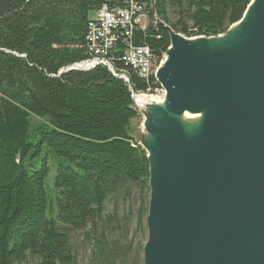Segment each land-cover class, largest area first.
Returning a JSON list of instances; mask_svg holds the SVG:
<instances>
[{
  "label": "trees",
  "instance_id": "1",
  "mask_svg": "<svg viewBox=\"0 0 264 264\" xmlns=\"http://www.w3.org/2000/svg\"><path fill=\"white\" fill-rule=\"evenodd\" d=\"M251 0H152L157 26L135 32L159 63L169 47L167 29L185 38H213L242 18ZM107 0H0V264H76L71 234L93 241L92 264H143V246L132 249L106 214L110 197H138L136 225L147 213L149 169L145 151L129 134L137 117L131 92L153 94L124 63L128 86L106 68L72 70L89 58L88 23ZM24 56V58L16 57ZM151 88V90H148ZM44 121L27 141L29 116ZM68 165L53 180L57 215L46 217L43 181L48 167L31 160L42 147ZM147 215V214H146Z\"/></svg>",
  "mask_w": 264,
  "mask_h": 264
},
{
  "label": "water",
  "instance_id": "2",
  "mask_svg": "<svg viewBox=\"0 0 264 264\" xmlns=\"http://www.w3.org/2000/svg\"><path fill=\"white\" fill-rule=\"evenodd\" d=\"M167 34L162 105L132 98L149 169L142 262L264 264V0L223 41ZM183 114L202 115L196 131Z\"/></svg>",
  "mask_w": 264,
  "mask_h": 264
},
{
  "label": "built area",
  "instance_id": "3",
  "mask_svg": "<svg viewBox=\"0 0 264 264\" xmlns=\"http://www.w3.org/2000/svg\"><path fill=\"white\" fill-rule=\"evenodd\" d=\"M114 6L104 4L94 14L88 23L86 33V48L89 58L80 63L82 70H90L96 66L106 68L113 76L121 79L129 86L128 74L116 70L113 58L119 54V61L129 66L133 73L147 84L150 82V72L157 69L155 57L147 46H136L133 43L135 32L143 31L148 26L155 28L157 19L149 12L148 0H107ZM148 90H151L149 88ZM163 93L154 89V93ZM137 94L131 92V98Z\"/></svg>",
  "mask_w": 264,
  "mask_h": 264
},
{
  "label": "rangeland",
  "instance_id": "4",
  "mask_svg": "<svg viewBox=\"0 0 264 264\" xmlns=\"http://www.w3.org/2000/svg\"><path fill=\"white\" fill-rule=\"evenodd\" d=\"M153 10V8H152ZM95 13L90 14V18H94ZM165 58V54L162 56L159 63H156L155 66L158 67ZM164 94V93H163ZM163 94L154 93V94H143L137 93V96L144 95V100H147L149 95L162 99ZM136 110V109H135ZM137 111V117L133 119L129 124V134L134 139V141L141 143L144 139V130H143V115L140 111ZM30 129L28 131L27 141L30 143H36L38 140L37 135L34 133V130L44 125V121L38 119L37 117L30 115L29 116ZM46 162V165L49 169L47 177L44 179V189L47 198V210L46 217L48 219L54 218L57 215V207H56V197L58 196V191L53 186V180L56 174V169L59 165H68V161L57 157L51 151H49L46 147H42L39 155L31 160V163L35 167H40L43 163ZM149 198V197H148ZM148 199L144 200V206L147 207ZM139 207L138 197L136 195H132L128 198L127 201H123L118 196L110 197L107 200L105 211L106 214L110 215L112 213L117 214L118 217L125 218L124 222L114 228L116 232L114 233L115 238H123L122 242L127 245L129 242L132 244V249H137V247L143 246L147 240V230L145 226L146 214L143 216V222L141 227H137L136 225V213ZM71 241L73 244L74 253L76 256V264H92L93 256L96 253L94 248L93 241H86L83 238L82 233L71 234Z\"/></svg>",
  "mask_w": 264,
  "mask_h": 264
},
{
  "label": "bare ground",
  "instance_id": "5",
  "mask_svg": "<svg viewBox=\"0 0 264 264\" xmlns=\"http://www.w3.org/2000/svg\"><path fill=\"white\" fill-rule=\"evenodd\" d=\"M148 2L150 4L149 5V9L153 8L152 0H148ZM153 18L156 19L155 16H153ZM230 32H232V30ZM228 36L229 35H222V36H220L219 40L223 41L226 38H228ZM156 70L157 69H153V71L150 72V79L152 77L155 80V72H156ZM158 89L163 92V90L160 87ZM163 96H164V94H163ZM144 97H146V96L144 95ZM144 97H143V95L137 97L136 98V102L141 107L145 108V110H147V107H150V106L154 107V106L162 105V99H160V98H156V97H153V96L149 95L148 99L144 100ZM201 119H202V115H189V114H183L181 117L178 118L179 122L185 127V129L189 130L190 132H194V131L197 130V128H198V126H199V124L201 122Z\"/></svg>",
  "mask_w": 264,
  "mask_h": 264
},
{
  "label": "flooded vegetation",
  "instance_id": "6",
  "mask_svg": "<svg viewBox=\"0 0 264 264\" xmlns=\"http://www.w3.org/2000/svg\"><path fill=\"white\" fill-rule=\"evenodd\" d=\"M156 82V81H155ZM160 87V86H159ZM161 88V87H160Z\"/></svg>",
  "mask_w": 264,
  "mask_h": 264
}]
</instances>
